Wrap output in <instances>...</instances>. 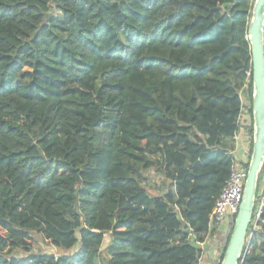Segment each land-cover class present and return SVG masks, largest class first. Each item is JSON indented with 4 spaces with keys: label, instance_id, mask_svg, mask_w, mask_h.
Instances as JSON below:
<instances>
[{
    "label": "trees",
    "instance_id": "obj_1",
    "mask_svg": "<svg viewBox=\"0 0 264 264\" xmlns=\"http://www.w3.org/2000/svg\"><path fill=\"white\" fill-rule=\"evenodd\" d=\"M253 3L0 0V264L200 263L252 152Z\"/></svg>",
    "mask_w": 264,
    "mask_h": 264
},
{
    "label": "water",
    "instance_id": "obj_2",
    "mask_svg": "<svg viewBox=\"0 0 264 264\" xmlns=\"http://www.w3.org/2000/svg\"><path fill=\"white\" fill-rule=\"evenodd\" d=\"M252 56L253 145L242 199L220 264H238L247 241L258 177L264 162V0H254L248 23Z\"/></svg>",
    "mask_w": 264,
    "mask_h": 264
},
{
    "label": "built area",
    "instance_id": "obj_3",
    "mask_svg": "<svg viewBox=\"0 0 264 264\" xmlns=\"http://www.w3.org/2000/svg\"><path fill=\"white\" fill-rule=\"evenodd\" d=\"M261 172H263L262 184L260 189L257 187L254 210L248 228L249 234L247 235L244 251H247L252 233L259 230L261 223H264V218L261 216L264 208V162L261 167L260 173ZM246 175L247 170L245 168L240 167L237 164L232 166L229 178L221 189L219 197L215 202L211 214L209 215V228H212L215 224L220 225L223 222H226L229 226L227 235L231 232L239 203L242 199ZM204 243L200 244L202 248Z\"/></svg>",
    "mask_w": 264,
    "mask_h": 264
},
{
    "label": "rangeland",
    "instance_id": "obj_4",
    "mask_svg": "<svg viewBox=\"0 0 264 264\" xmlns=\"http://www.w3.org/2000/svg\"><path fill=\"white\" fill-rule=\"evenodd\" d=\"M245 96H246L245 93H243L242 101H243V103L246 104L247 103V99L245 98ZM249 120H250V116L246 113V111H244L240 122L244 123L245 121H249ZM239 132L240 133H238V135H237V140H238V138L240 136L242 138H245V141L242 142V143H244V148L241 149V152L243 154V160H247V159L249 160L250 158H249L248 155H249V151H250L249 147H250L251 137L247 133V130L245 129V127L241 128ZM148 178H149L148 179L149 186H154L155 182L158 183L161 180V178L158 177L156 175V173H154V172H150L148 174ZM227 227L229 228L228 225H227ZM33 235H34V237L36 239V242H35L34 248H33L34 252H42V253H50V254L58 253V250L55 247H53L48 241L43 239L40 235H38V234H33ZM226 236L228 237L227 233H224V238H225L224 245L227 243L226 242L227 241V237ZM222 238H223V236H219L218 239H217L218 242H221Z\"/></svg>",
    "mask_w": 264,
    "mask_h": 264
},
{
    "label": "crops",
    "instance_id": "obj_5",
    "mask_svg": "<svg viewBox=\"0 0 264 264\" xmlns=\"http://www.w3.org/2000/svg\"><path fill=\"white\" fill-rule=\"evenodd\" d=\"M237 138V137H236ZM237 141V140H236ZM237 146L244 148L245 138L241 136L238 138ZM239 155V154H238ZM237 155V157H238ZM240 159L243 160V154L239 155ZM228 227L226 222L218 225V229L214 235H211L203 245L202 257L199 264H214L218 260L224 247V233H227ZM223 236L221 242H218V237Z\"/></svg>",
    "mask_w": 264,
    "mask_h": 264
}]
</instances>
